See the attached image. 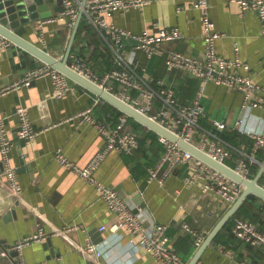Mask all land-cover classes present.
<instances>
[{"label": "crops", "instance_id": "obj_1", "mask_svg": "<svg viewBox=\"0 0 264 264\" xmlns=\"http://www.w3.org/2000/svg\"><path fill=\"white\" fill-rule=\"evenodd\" d=\"M44 1L48 7L39 10V18H31L15 30L59 56L66 49L74 26L67 22L40 26L43 19L50 17L41 16L42 12H52L54 16L61 7L59 0ZM208 15L215 22V30L222 34L217 40L218 51L228 59H240L246 67L238 71L264 85V36L258 14L252 10L242 12L230 0H208ZM106 16L110 23L136 33L180 28L182 36L163 41V52L152 56L136 48L127 37L122 38L119 48L144 69L148 81L163 79L174 88L179 104L189 105L201 79L185 69H169L166 58L171 48L203 57L204 11L196 0H153L144 7L114 11ZM78 45L79 52L89 58L97 43L82 35ZM88 62L99 75L105 73L94 59L89 58ZM40 64V59L18 44L0 50V89H8L0 95V116L5 118L12 138L9 162L17 169L22 188L18 203L7 188L0 154V247L9 246L43 226L49 236L23 249L27 264L91 263L93 258L85 249L89 241L103 250L102 264H160L138 246L136 235L125 228L110 229L119 219L118 214L109 209L96 185L56 157L57 150L61 149L71 161L81 166L88 164L106 147V140L93 124L68 118L97 101L96 115L116 125L120 117L115 108H119L72 79V89L62 97L53 95L54 81L49 75L35 79L30 85L13 86ZM107 86L114 92L120 89L116 81L108 82ZM243 99L241 90L207 82L202 117L207 121L225 122L230 130H238V120L244 117L245 126L264 129V108L244 110ZM19 107L26 108L34 128L39 131L31 141L19 136ZM128 126L132 128L130 123ZM141 131V135L146 133L144 129ZM163 153L159 136L157 140L147 138V146L142 147L140 143L132 153L110 150L95 176L116 188L135 210L142 207L148 221L167 224L178 253L189 261L200 245H196L194 235L184 225L188 223L206 238L226 209L212 193L203 192V182L188 183L187 165L176 168L167 178L162 179L163 170L151 178L150 169L160 163ZM71 224L79 227L72 228ZM103 225L105 229H101ZM198 264H264V251L261 246L237 238L233 231H224L220 241H213L205 249Z\"/></svg>", "mask_w": 264, "mask_h": 264}, {"label": "built area", "instance_id": "obj_2", "mask_svg": "<svg viewBox=\"0 0 264 264\" xmlns=\"http://www.w3.org/2000/svg\"><path fill=\"white\" fill-rule=\"evenodd\" d=\"M59 1L61 2L60 10L56 15L43 19L40 26L49 22H67L72 27L82 10L99 32L106 36L115 53L114 67L103 75H99L88 61L76 54H71L73 61L70 62V65L110 90L111 88L107 86L108 82L116 81L120 89L115 93L148 113L152 118L162 122L180 136L194 142L199 119L205 113L202 97L207 82L212 81L241 90L244 94L242 103L244 110L264 108V85L257 82L251 75L238 71L240 67H246L240 59H228L218 51L217 40L222 34L215 30V22L208 15V0H196L198 6L204 11L205 50L203 57L200 58L173 48L167 50L166 63L169 69H185L201 79V85L189 105H180L174 88L167 85L163 79H158L157 85L148 81L143 73L144 69L139 70V66L134 63L133 58L125 56L119 48L122 38L127 37L133 40L136 48L142 49L152 56L163 52V41L179 39L182 36L180 28L174 26L161 28L156 33L148 31L136 33L107 20V14L114 11H128L135 7L141 8L153 0H88L86 5L83 4V0ZM230 1L236 3L242 12L252 10L258 14L261 21V33L264 36V0ZM105 30L109 37L105 35ZM12 44V40L0 35V50ZM42 46L44 47V45ZM46 75L53 78V95L56 97L65 96L72 89L71 78L46 62L32 68L21 81L16 82L13 86L30 85L35 79ZM7 90V88L0 89V95ZM158 102H160L159 107H157ZM96 103L97 101L71 115L68 119L80 118L81 121L96 126L106 140V147L83 166L71 161L61 149L57 150L56 157L62 164L74 169L83 178L96 185L100 197L106 202L109 209L118 214L119 219L110 226V229L117 231L125 228L136 235L138 246L154 256L160 264H187L188 261L176 250L174 240L168 233L169 226L167 224L148 221L142 207L135 210L116 188L106 185L96 178L95 171L108 151L115 149L120 152L132 153L140 145L138 133L128 126V114H122L119 122L112 125L96 115ZM154 109L155 111H153ZM18 114L21 117L19 136L28 141L33 140L39 131L34 128L26 108L19 107ZM212 122L218 129L227 127V124L220 120L215 119ZM245 123V118L240 117L237 124L238 130L254 139V148L251 154H247L243 149H237L241 155L236 158L233 167L244 175L252 177L254 175L251 166L254 163L261 164L262 162L256 156V152L264 147V129L245 126ZM218 139L219 137L208 131L202 136L199 143H194L216 159L226 162V159L232 156L231 148L229 144ZM159 140L164 145V153L160 163L150 169L151 178H156L162 170V179L167 178L176 168L187 165L189 169L188 183L203 182V192L212 193L224 209H227L239 197L244 188L243 184L183 148L178 142L160 134ZM12 144L5 118L0 116V154L4 163V175L7 178L6 185L9 193L13 194L19 203L22 193L21 183L17 169L9 162ZM261 184L264 186V177ZM70 227L79 226L71 224ZM184 227L194 235L196 245H201L205 235L192 228L188 223ZM105 228V225L101 227V229ZM232 231L237 238L261 246L264 251V230L259 229L254 222L237 217ZM48 236L49 232L45 227L39 226L37 231L23 236L15 243L0 247V264H27L22 253L24 247L34 241L46 239ZM85 249L93 258V261L88 264H102L103 250L97 244L89 241ZM14 251H17V254H13Z\"/></svg>", "mask_w": 264, "mask_h": 264}, {"label": "water", "instance_id": "obj_3", "mask_svg": "<svg viewBox=\"0 0 264 264\" xmlns=\"http://www.w3.org/2000/svg\"><path fill=\"white\" fill-rule=\"evenodd\" d=\"M87 1L88 0H83V4L86 5ZM47 7L48 5L45 4L44 0H0V35L9 38L13 41V43L18 44L28 52L35 55L41 61L53 65L55 68L67 74L72 80L90 89L104 100L110 102L121 111L128 114L130 117L141 122L158 134L164 135L172 141L178 142L183 148L191 151L208 164L221 170L243 184L244 188L239 197L226 209L214 227L209 231L205 240L198 247L192 258L187 262V264H197L205 249L213 243L218 233L222 230L226 223L237 214L238 210L250 194H257L264 199V186L261 184V178L264 175V160L261 162L255 175L248 177L236 170L227 162L216 159L203 148L199 147L196 143L180 136L168 126L152 118L148 113L143 112L114 91L106 88L104 85L99 84L73 68L70 65V57L76 35L78 33L80 21L84 16L82 10L76 19L67 47L62 57H59L53 51L44 48L42 45L31 41L15 30L21 23H26L31 18L38 19L40 16L39 10L42 11ZM51 15H53L52 12L41 13V16L43 17ZM13 254H17V251H14Z\"/></svg>", "mask_w": 264, "mask_h": 264}, {"label": "trees", "instance_id": "obj_4", "mask_svg": "<svg viewBox=\"0 0 264 264\" xmlns=\"http://www.w3.org/2000/svg\"><path fill=\"white\" fill-rule=\"evenodd\" d=\"M99 33H100L99 30L88 20L87 16L84 14V16L80 21L78 33L76 35V39L71 54H76L86 61H88L89 58L94 59L96 64L98 66H102L103 70L106 72L114 67L115 53L108 40L102 38ZM82 35L83 36L85 35V37H87L88 39L95 40L97 43L95 49L92 50L91 52V57L89 58L85 56L82 52H79L80 49H78L79 39ZM72 61L73 58L70 57V62ZM40 63L42 64L44 62L40 60ZM138 68L139 70L141 69L140 67ZM157 80L158 79H155L152 80L151 82L157 85ZM159 106H160V102L157 103V107ZM115 110L117 112V116L119 117L125 113L120 109L115 108ZM153 111H155V109ZM129 123L132 126L131 129L138 133L142 147H144L145 145L147 146V138L151 137L154 140L158 139L159 134L157 132H155L154 130L150 129L149 127L145 126L144 124H142L141 122L135 120L130 116L128 118V124ZM142 129L146 130V133L143 135H141ZM208 131L214 133L217 137H219L218 140H222L223 143L229 144V147L231 148L232 156L226 159V162L232 166L235 165L236 158H238L241 155V153L237 149H243L247 154H251L253 151L254 139L250 137L248 134L237 129L236 130L235 129L230 130L227 128L218 129L213 125L212 121H207L203 117H200L199 119V125L197 127L193 141L199 143L200 140L202 139V136L204 134H207ZM256 156L260 161L264 160V147H261L260 149L257 150ZM245 157L247 156L245 155ZM259 166H260L259 163H254L251 166L253 175H255ZM263 177L264 175L262 176L261 181L263 180ZM237 217L250 220L254 222L259 229L264 230V199L258 196L257 194L254 193L250 194L246 199V201L242 204V206L238 210L237 214L234 217H232L222 228V230L218 233L214 242L220 241L222 239L224 231H230V232L232 231L235 219Z\"/></svg>", "mask_w": 264, "mask_h": 264}, {"label": "rangeland", "instance_id": "obj_5", "mask_svg": "<svg viewBox=\"0 0 264 264\" xmlns=\"http://www.w3.org/2000/svg\"><path fill=\"white\" fill-rule=\"evenodd\" d=\"M65 50H62L60 53H59V57H62L63 54H64ZM62 53V54H61Z\"/></svg>", "mask_w": 264, "mask_h": 264}]
</instances>
